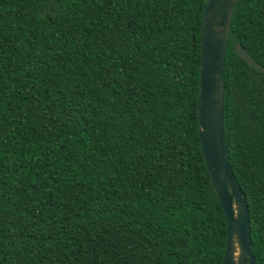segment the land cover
<instances>
[{
	"label": "trees",
	"instance_id": "trees-1",
	"mask_svg": "<svg viewBox=\"0 0 264 264\" xmlns=\"http://www.w3.org/2000/svg\"><path fill=\"white\" fill-rule=\"evenodd\" d=\"M206 0H0V264H221L197 130ZM264 0H236L223 125L264 264ZM248 257L243 264H247Z\"/></svg>",
	"mask_w": 264,
	"mask_h": 264
},
{
	"label": "water",
	"instance_id": "water-1",
	"mask_svg": "<svg viewBox=\"0 0 264 264\" xmlns=\"http://www.w3.org/2000/svg\"><path fill=\"white\" fill-rule=\"evenodd\" d=\"M236 0H206L200 28V73L197 96V130L201 151L214 190L225 216L226 238L221 264H256L251 251L249 211L246 199L232 171L223 125L225 58L231 16ZM236 54L250 66L264 72L241 46Z\"/></svg>",
	"mask_w": 264,
	"mask_h": 264
}]
</instances>
